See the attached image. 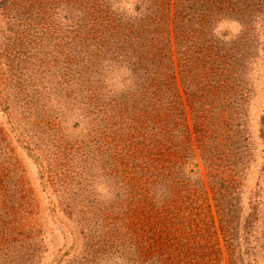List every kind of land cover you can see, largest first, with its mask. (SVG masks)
Instances as JSON below:
<instances>
[{"label":"rangeland","instance_id":"374dc122","mask_svg":"<svg viewBox=\"0 0 264 264\" xmlns=\"http://www.w3.org/2000/svg\"><path fill=\"white\" fill-rule=\"evenodd\" d=\"M0 264H264V0H0Z\"/></svg>","mask_w":264,"mask_h":264}]
</instances>
